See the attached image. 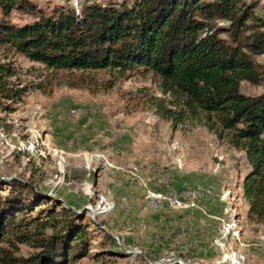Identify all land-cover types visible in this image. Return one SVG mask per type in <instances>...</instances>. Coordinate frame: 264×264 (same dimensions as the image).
<instances>
[{"label": "rangeland", "instance_id": "obj_1", "mask_svg": "<svg viewBox=\"0 0 264 264\" xmlns=\"http://www.w3.org/2000/svg\"><path fill=\"white\" fill-rule=\"evenodd\" d=\"M32 1L45 12H79L84 3L134 0ZM242 1L264 28V0ZM33 20L10 15L17 25ZM253 58L264 67V53ZM0 62L26 90L13 110L0 108V198L12 180L25 194L39 193L22 214L27 236L19 241L8 233L4 246L22 256L39 250L35 238L55 232L42 225L59 224L66 207L85 227V242L60 264H264V221L247 217L242 193L250 170L244 151L201 119L162 118L154 97L170 108L178 101L161 90L157 75L53 70L8 46H0ZM240 90L256 96L264 80L242 81Z\"/></svg>", "mask_w": 264, "mask_h": 264}, {"label": "trees", "instance_id": "obj_2", "mask_svg": "<svg viewBox=\"0 0 264 264\" xmlns=\"http://www.w3.org/2000/svg\"><path fill=\"white\" fill-rule=\"evenodd\" d=\"M12 12L35 20L13 24ZM261 21L242 0L84 3L79 12L69 6L45 12L32 0H0V46L53 70H142L157 75L161 90L178 101L176 109L154 97L162 118L173 124L186 115L201 119L218 138L244 151L250 167L241 184L247 217L264 221V92L249 96L240 90L242 81L257 85L264 80V67L253 58L264 53ZM14 75L9 64L0 62V108L8 111L26 91L10 80ZM22 189V183L12 180L0 198V264H60L80 253L86 230L66 207L55 218L59 224L41 222L55 232L35 238L39 250L22 256L9 248L12 244L3 245L8 233L19 241L27 236L22 225L29 222L22 214L30 195L38 198L39 193Z\"/></svg>", "mask_w": 264, "mask_h": 264}]
</instances>
